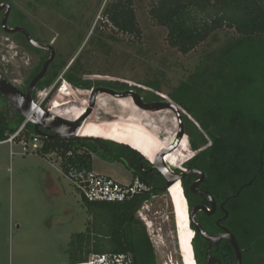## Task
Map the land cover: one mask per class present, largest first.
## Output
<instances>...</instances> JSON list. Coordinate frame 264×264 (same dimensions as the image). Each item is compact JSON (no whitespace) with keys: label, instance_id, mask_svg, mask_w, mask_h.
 Returning <instances> with one entry per match:
<instances>
[{"label":"rangeland","instance_id":"374dc122","mask_svg":"<svg viewBox=\"0 0 264 264\" xmlns=\"http://www.w3.org/2000/svg\"><path fill=\"white\" fill-rule=\"evenodd\" d=\"M117 1H25V27L33 31L34 37L41 42L50 43L54 40L57 62L63 63V66L74 62V76H70L91 85L89 90H82L65 79L67 75L61 79L66 66L53 79L51 86H48L51 79L37 86L35 102L38 104L43 95L50 93L43 105L48 110L58 101L61 89L67 94L66 101L75 110L72 113L74 115L65 117L72 120L79 110L82 111L80 115L88 111L92 94L99 89L98 85L117 81L127 84L133 90L126 92L139 94L144 103L175 104L184 122L185 117L195 122L194 116L185 112L170 96L179 91L183 84H189L192 97L195 98L206 84L197 76L214 63L212 57L218 59L220 52L238 37L237 33L234 29L219 30L195 51L183 55L169 46L167 29L157 25L150 14L157 0H133L142 31L140 40L119 32L107 19L104 13L107 5ZM261 2L264 5V0ZM38 4H41L40 7ZM29 24L35 25V32ZM6 40V36L0 33V73L24 92L35 66H29L27 56L25 62L21 63L16 53L18 49L6 47ZM8 59L13 64H7L5 60ZM64 81L67 82L65 86ZM134 103L130 98L118 100L107 94L99 95L91 107L93 112L85 121L83 136L126 143L154 159L155 150L135 137V129L150 140L151 136L160 144L170 147L179 132L177 116L172 110L146 111ZM0 107H5L14 118L15 108L1 94ZM118 116L120 118L115 120ZM185 135L186 150L183 139L170 158L176 167L174 170L182 171L183 162L194 154L190 137ZM29 138L25 140L28 147L22 142L0 143V264H68V256L62 250L71 242L72 234L86 231L92 216L71 178L63 173L56 154L43 156L37 153ZM93 170L112 176L123 184L132 182V174L125 165L107 155L94 154ZM184 197L185 215L182 221L185 229L182 228L169 189L153 197L139 212L138 218L145 225L155 250L156 264H195L190 214ZM67 208L76 211L70 219H66L63 214Z\"/></svg>","mask_w":264,"mask_h":264},{"label":"trees","instance_id":"16d2710c","mask_svg":"<svg viewBox=\"0 0 264 264\" xmlns=\"http://www.w3.org/2000/svg\"><path fill=\"white\" fill-rule=\"evenodd\" d=\"M133 4V0H118L107 5L104 13L115 29L140 40L142 31ZM150 14L157 25L167 29L169 46L183 55L195 51L219 30L228 28L237 33L218 59L211 56L214 63L197 76L206 84L195 98L189 84H183L170 97L195 118L193 122L185 117L194 154L183 167L204 173L202 189L218 206L224 205L228 217L223 224L235 236L243 264H264V5L261 0H157ZM60 71L49 78L50 83L44 82L51 86ZM66 78L80 89H90L91 85L70 74ZM105 85L119 92L133 90L117 81ZM24 125L14 141L38 138L42 148L37 153H55L67 177L93 171V156L99 153L125 165L132 182L140 179L152 189L124 203H90L83 199L92 220L66 248L69 264H87L94 254H130L135 264H156L154 247L138 215L147 202L168 188L149 156L129 144L101 137L56 139L38 135L34 125L26 123L18 112L12 118L5 107H0V143L7 142ZM185 195L190 206L198 199L189 189H185ZM198 201L211 207L205 198ZM200 222L204 228H216L212 220ZM194 231L196 262L208 264L207 242L195 227ZM222 248L225 257L211 254L212 264H234L233 246L225 242Z\"/></svg>","mask_w":264,"mask_h":264},{"label":"water","instance_id":"95a60500","mask_svg":"<svg viewBox=\"0 0 264 264\" xmlns=\"http://www.w3.org/2000/svg\"><path fill=\"white\" fill-rule=\"evenodd\" d=\"M6 22H7V17H5L4 19V23H3L4 28L6 27ZM32 44L39 49L51 51V58L45 63L42 71L33 79L27 93L21 92L18 88L13 86L7 79H5V77H3V75L0 73V93L3 95V97L6 100H8L12 104L16 112H18L26 120V123H31L34 125V130L36 134L47 135L49 137H54L56 139L79 136V133L83 128L85 120L89 117L91 110H89V112H87L85 116H82L80 119L76 120L75 122H70L60 117L53 116L48 110L42 108L35 102L34 100L35 89L38 83L42 81L46 76L49 66L55 59L56 52L52 47L41 45L34 41H32ZM101 94H107L119 99L132 97L136 105L139 108L146 111L159 112L164 110H172L176 114L179 123V132L177 134L175 145L169 150L160 152L157 156V163H152V167L153 169L157 170L164 178L168 189H170L176 183L182 182L183 179L190 173L201 174L202 180H204V174L200 171L195 170L183 174H177L174 169H170L169 166L164 164L165 156H167L169 152L175 150L177 146L180 144V142L186 136L182 113L175 104H169V103L146 104L142 101V98L139 94L134 93L132 91L118 93L110 89L99 88L92 94V98H91L92 108L95 105L96 98ZM158 163L161 164L162 167H160ZM200 183L201 181L196 182L194 184V187H197ZM204 195L207 198H210L209 195L207 194ZM213 204H214V209H216V204L214 203V201ZM223 207L224 205H222V208ZM207 210L208 209L201 206L195 207L190 213V219H191V224L192 223L195 224L198 233H200L204 239L211 242L207 250V255L209 257L212 244L216 243L220 239V237L216 238L206 234L205 231L200 226V224L198 223V221L196 220L197 212L199 211L208 212ZM221 238L227 239L232 244L236 252L235 264H242L243 255H242V251L239 248L235 236L227 231V233Z\"/></svg>","mask_w":264,"mask_h":264},{"label":"flooded vegetation","instance_id":"af4514ba","mask_svg":"<svg viewBox=\"0 0 264 264\" xmlns=\"http://www.w3.org/2000/svg\"><path fill=\"white\" fill-rule=\"evenodd\" d=\"M25 1L26 0H0V33L3 34V35H5L6 38H7V40L5 42L6 43L5 46L8 47V48L11 46L10 47L11 50L18 49L16 51V53H17V57L19 58V60L21 61V63L25 62V57L27 56L28 62H29V66H32V65L35 66V69L29 75V78H28V80H29L28 83L29 84H28V86L26 87V89L24 90L23 93H27L28 92L29 87H30L33 79L42 71L43 66L45 65V63L51 58V51H49V50H42V49H39V48L35 47L32 44V41H34L36 43H39L41 45H45V46L52 47L55 50V52H56L55 59L51 63V65L49 66V69L47 71L46 76L44 77V79L42 81H40L38 83V85L41 82H44L45 80H48L50 77H52L55 74L56 71H60V70L62 71V70H64V68L66 66H68V67L65 70L64 75H62L61 79L64 78L65 75H68V74L74 76V74H73L74 72H73L72 66L75 65L74 62L73 63L71 62V64L69 63L70 65L67 63L65 66L62 65L63 63H58L57 62L58 54H57L56 49L54 48V45H55L54 40L51 41L50 43L41 42V41L37 40L34 37L33 31H30L27 27H25V22L27 20L26 19L27 18V15H26ZM17 2H19V3L17 4ZM35 5H36V2H35ZM38 5L40 7L41 4H38ZM35 7H37V6H35ZM62 11L64 12L66 10H62ZM5 17H7V22H6V27L4 28L3 23H4ZM37 23H39V22L37 21ZM34 26L35 25H32V24L30 25V27L33 28V30L35 32ZM85 29H86V27H85ZM79 31L80 30H77V32H79ZM53 42H54V44H52ZM10 43L13 44V45H10ZM8 53H13V52L8 51ZM33 55H36L38 58L37 57H33ZM35 61H36V63H35ZM5 62L7 64L8 63L9 64H13L12 62H10L9 59L8 60H5ZM6 66H8V65H6ZM40 66L42 68L38 71V68ZM81 82H84V80H82ZM110 82H114V81H110ZM110 82H102L100 85H98V86L96 85V86L98 88H106V89H110V90L115 91V92H118V93H122V92H119V91H117V90H115L113 88L107 87L105 85V84L110 83ZM84 83H86V82H84ZM99 83H97V84H99ZM82 90H84V89H82ZM34 94H35V92H34ZM1 96L3 97L2 94H1ZM3 99H4V97H3ZM41 107L44 108L43 106H41ZM81 116L82 115H79V117H77V120ZM183 122H184V120H183ZM180 169L182 171L175 170V172L177 174H183V173H186V172L195 171L194 169H185L184 167H181ZM196 171H200V170H196ZM205 178H206L205 175H204V180H202V175L201 174H192V173H190L179 184L180 185L182 184V189L183 190L182 189L181 190L183 192V196H185L184 198H186L185 200H186L187 206L189 208V214L197 206L204 207V208L208 209L207 210L208 212H204V211L197 212V214H196V220L198 221V223L200 224L201 223L200 221L210 222L211 220L213 221V223H215V227L216 228L210 227L211 225L210 226H206L205 225L206 228H204L200 224V226L202 227V229L205 231L206 234H208V235H210L212 237H216V238L220 237V239L216 243H213L212 244L211 249H210V255H209V257L207 255V250H208V247L210 246L211 242L208 241V240H206V239H204L203 236L199 233L200 236L207 242V248H206L207 263L208 264H212L213 263V260H212L211 254H215V252H216V254H219L220 256H224V254H223L224 252H223V248L222 247H223V245H224L225 242H229V241L227 239L221 238V237L224 236L227 233V231L230 232V230L227 228V226H225L223 224L224 221L228 217L227 210L224 207L222 208V205H219L218 206V204L216 203L215 199H213L212 196H210L207 192H205L202 189V185L205 182ZM198 181H201V183L197 187H194V184L196 182H198ZM185 189H189V192L192 195L196 196L199 200L200 199H204V198L206 200H208L210 202V204H211V207L207 208L202 202H199L198 199L196 201L193 200V205L190 206V204H189V202L187 200V197L185 195ZM204 194L209 195L210 198H207ZM213 201L216 204V209H214ZM189 223H190V228L192 229V234H191L192 240L190 239L191 240V246H192V251H193V255H194V261H195V264H197L196 259H195V251H194V244H193V240L195 238V231H194L195 224L194 223L191 224V219L189 220ZM184 229H185V226H184ZM200 245H201V243H200ZM235 262H236V259H235Z\"/></svg>","mask_w":264,"mask_h":264},{"label":"built area","instance_id":"2783aa9c","mask_svg":"<svg viewBox=\"0 0 264 264\" xmlns=\"http://www.w3.org/2000/svg\"><path fill=\"white\" fill-rule=\"evenodd\" d=\"M49 95L50 93L43 95L38 105L43 106ZM48 111H52V108ZM24 127L25 125L7 143H15L14 140L23 131ZM22 143L25 147H28L25 140ZM32 143L35 145L36 151L42 148V143L38 138H33ZM69 178L73 181L82 198L90 203H124L137 194L150 193L152 190L148 184L140 179H136L128 185H123L94 171L70 175ZM87 264H135V260L130 254H94L89 257Z\"/></svg>","mask_w":264,"mask_h":264},{"label":"bare ground","instance_id":"6f19581e","mask_svg":"<svg viewBox=\"0 0 264 264\" xmlns=\"http://www.w3.org/2000/svg\"><path fill=\"white\" fill-rule=\"evenodd\" d=\"M66 93H64V92H62L61 94H60V96L58 97V101L55 103H53L54 105L52 106V111L53 112H51V111H49L53 116H55V117H60V118H62V119H64V120H66V121H70V122H75V120H77V117H79V113L81 112L82 113V111L81 110H79V113L78 112H76V113H78L77 115H75V117L71 120L70 118L69 119H67V118H65V117H69V116H71V115H74V114H72V113H74L75 112V110H74V108L73 107H71L70 105V103L68 102V101H66ZM113 97V96H112ZM116 99H118L119 100V98H116ZM128 99V98H127ZM130 99L132 100V102L134 103V101H133V98L132 97H130ZM121 100H124V99H121ZM135 105H136V103H134ZM137 106V105H136ZM138 107V106H137ZM129 108V107H128ZM128 108H126V109H128ZM139 108V107H138ZM140 109V108H139ZM89 110H91V113L93 112L92 110L93 109H91V106H90V108L88 109V111L87 112H89ZM135 110V109H134ZM166 110H164V111H161V112H165ZM86 112V111H85ZM84 112V114L82 115V116H85L86 114H87V112L85 113ZM59 114V116L58 115H56V114ZM91 113H90V115H91ZM152 113V112H151ZM118 114V113H117ZM89 115V116H90ZM118 115H120V114H118ZM81 116V117H82ZM80 117V118H81ZM79 118V119H80ZM120 117L118 116L115 120H117V119H119ZM86 121V120H85ZM85 128H86V123H84V125H83V128H82V130L80 131V133H79V136H82L83 135V133H84V130H85ZM175 130H177L176 129V127L174 128ZM134 135H135V137L140 141V142H142V143H144L146 146H151L154 150H155V152H153V153H155L154 154V159H152V158H150V162L151 163H157V156H158V154L161 152V150H162V152L163 151H166V150H169L170 148H172L174 145H175V142H176V139L174 140V143L170 146V147H168V146H166L165 144H160L159 142H157L154 138H152L150 135V138L152 139V140H154V142L152 141V140H150L147 136H145L144 134H141L140 133V131H138V130H136L135 129V132H134ZM176 138H177V136H176ZM180 144H181V142H180ZM179 144V145H180ZM168 145V144H167ZM179 145L177 146V148L179 147ZM168 147V148H167ZM176 148V149H177ZM175 149V150H176ZM175 150H173V151H171V152H169L168 154H167V156H165V159H164V164H166L167 166H169L170 167V169H174V168H176L175 166H174V164L170 161L171 159V156H172V152H175ZM169 155V156H168ZM159 164V163H158ZM160 165V167H162L161 166V164H159ZM169 175H170V173H169ZM180 182H178V183H176L175 185H173L170 189H169V191L172 193V197H173V199H174V202H175V204H176V209H177V213H178V215H179V218H180V222H181V225H182V228L184 229V223H183V219H182V217L184 218V209H185V206H184V199H183V194L181 193V188H180V184H179ZM182 194V195H181ZM190 220V219H189ZM190 264H192V263H190Z\"/></svg>","mask_w":264,"mask_h":264},{"label":"crops","instance_id":"0c3cea01","mask_svg":"<svg viewBox=\"0 0 264 264\" xmlns=\"http://www.w3.org/2000/svg\"><path fill=\"white\" fill-rule=\"evenodd\" d=\"M94 172H95V170H93ZM97 173V172H96ZM98 174H100V175H104V176H107V177H110V178H112V179H114L112 176H109V175H106V174H103V173H98ZM115 181H117V182H119L118 180H116V179H114ZM119 183H121V184H123L122 182H119ZM132 183V182H131ZM130 184V183H129ZM123 185H128V184H123ZM82 197V196H81ZM82 200H83V198H82ZM76 213V211L74 210H71V209H69V208H67V209H65L64 210V212H63V214H64V217L66 218V219H70L74 214ZM83 233V232H82ZM75 234H72L71 235V239H72V237L74 236ZM70 244V243H69ZM69 244H68V246H69ZM68 246H65V248L62 250L63 251V253L66 255V256H68V254L66 253L67 251H66V248L68 247ZM69 261V260H68ZM68 264H69V262H68Z\"/></svg>","mask_w":264,"mask_h":264},{"label":"clouds","instance_id":"9594fccd","mask_svg":"<svg viewBox=\"0 0 264 264\" xmlns=\"http://www.w3.org/2000/svg\"><path fill=\"white\" fill-rule=\"evenodd\" d=\"M63 79V78H62ZM65 85H67V82L66 81H64V84H63V86H65ZM62 93V90H61V92H60V94Z\"/></svg>","mask_w":264,"mask_h":264}]
</instances>
